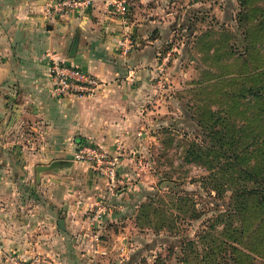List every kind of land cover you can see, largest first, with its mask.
I'll return each instance as SVG.
<instances>
[{
  "label": "rangeland",
  "instance_id": "374dc122",
  "mask_svg": "<svg viewBox=\"0 0 264 264\" xmlns=\"http://www.w3.org/2000/svg\"><path fill=\"white\" fill-rule=\"evenodd\" d=\"M123 1L154 49L155 125L94 198L116 218L99 240L129 264H264V0Z\"/></svg>",
  "mask_w": 264,
  "mask_h": 264
},
{
  "label": "crops",
  "instance_id": "0c3cea01",
  "mask_svg": "<svg viewBox=\"0 0 264 264\" xmlns=\"http://www.w3.org/2000/svg\"><path fill=\"white\" fill-rule=\"evenodd\" d=\"M54 3L0 0V239L7 253L31 257L37 248L48 264H98L105 253L126 264L128 244L120 234L99 240L100 232L113 230L103 221L116 223L115 214L104 217L95 203L110 198L108 181L89 164L73 162V153L84 143L109 154L120 149L121 177L127 152L139 150L155 125L143 109L153 99L146 67L156 62L154 49L140 44L147 26L131 24L132 47L121 50L125 24L106 0L62 14ZM50 58L80 68L104 88L92 99L56 97ZM53 162L71 164L37 171ZM0 264H6L1 257Z\"/></svg>",
  "mask_w": 264,
  "mask_h": 264
},
{
  "label": "built area",
  "instance_id": "2783aa9c",
  "mask_svg": "<svg viewBox=\"0 0 264 264\" xmlns=\"http://www.w3.org/2000/svg\"><path fill=\"white\" fill-rule=\"evenodd\" d=\"M112 8L113 14L120 17L124 25L123 40L120 44L121 50L127 51L132 47V32L128 25L127 15L129 9L123 0H106ZM92 0H57L53 9L58 13H66L72 8L89 6ZM49 77L52 85V93L56 97L75 96L79 98L92 99L99 95L105 83L89 75L78 67L67 66L50 58ZM119 150L117 153L109 154L91 143L79 144L73 153V162L87 163L92 171L99 177L108 181L113 186L116 179L117 167L119 164ZM102 207H98L92 218L97 219ZM0 257L6 264H48L44 257L33 255L21 257L15 253H7L0 239Z\"/></svg>",
  "mask_w": 264,
  "mask_h": 264
},
{
  "label": "water",
  "instance_id": "95a60500",
  "mask_svg": "<svg viewBox=\"0 0 264 264\" xmlns=\"http://www.w3.org/2000/svg\"><path fill=\"white\" fill-rule=\"evenodd\" d=\"M131 32L133 33L132 30H131ZM76 45H77V40H75L74 43H73L72 53L74 52ZM70 164L71 163H69V162H53L49 166L38 167L37 171L39 173L40 172H43V171H50V170L55 169V168H58V167L70 166ZM58 226L63 229V221L62 220H60L58 222Z\"/></svg>",
  "mask_w": 264,
  "mask_h": 264
}]
</instances>
